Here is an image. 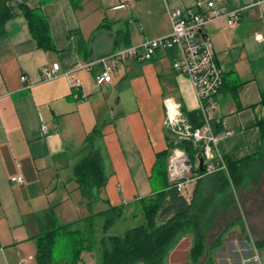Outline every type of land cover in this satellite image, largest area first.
Returning a JSON list of instances; mask_svg holds the SVG:
<instances>
[{
    "label": "crops",
    "instance_id": "1",
    "mask_svg": "<svg viewBox=\"0 0 264 264\" xmlns=\"http://www.w3.org/2000/svg\"><path fill=\"white\" fill-rule=\"evenodd\" d=\"M209 1L224 12L239 10L237 20L229 23L221 16L205 28L223 73L213 111V122L219 123L215 150L225 164L253 160L237 182L230 180L214 193L206 183L210 172L199 176L190 170L181 190L186 201L198 180V195L212 196L197 227L202 252L193 259L195 234L189 232L165 264H264V141L258 123L264 114V0H254L259 1L255 5H249L252 0H83L80 10L69 0H7L11 16L0 35V264H37L42 230L90 213L71 178L89 135L107 178L103 200L92 205V212L121 206L119 218L141 214L144 222L142 208L133 210L134 205L171 181L168 171L166 177L153 172L158 154L177 141L164 126L163 98L180 102L184 114L198 112L193 87L172 68L168 49H157L148 60L120 61L112 79L100 85L95 82L100 65H82L167 34V8L204 12ZM21 5L40 9L52 49L37 45ZM119 32H127V41L116 40ZM54 62L59 74L42 79L41 67ZM67 70L80 80L78 90L62 75ZM15 175L22 176L21 183L11 181ZM97 222L102 236L103 220L95 219V230ZM59 257L56 264H68ZM97 258L95 249L82 250L73 264H95Z\"/></svg>",
    "mask_w": 264,
    "mask_h": 264
},
{
    "label": "trees",
    "instance_id": "2",
    "mask_svg": "<svg viewBox=\"0 0 264 264\" xmlns=\"http://www.w3.org/2000/svg\"><path fill=\"white\" fill-rule=\"evenodd\" d=\"M46 0H40L43 3ZM74 10L82 8L83 0H69ZM21 11L28 20V26L32 37L39 47L52 49L53 44L48 31V26L39 8H28L21 5ZM11 16L7 6V0L0 1V35L4 32V23ZM123 34V35H121ZM127 41V32H119L116 40ZM261 103L264 107V92ZM193 126L201 123L198 112L185 114ZM264 141V114L259 120ZM214 132L219 129V123H212ZM97 129L93 134L97 133ZM174 147L182 149L191 164V172L197 175L206 173L205 168L199 170L196 163V154L199 146L191 140L170 141L168 149L159 153L153 167V172L167 175V159ZM252 157L239 161L226 160L227 173L220 169L208 174L206 183L210 193L228 186L230 180L237 182L246 169L251 165ZM230 179L228 178V176ZM71 178L77 183L81 202L86 205L90 213L75 222L57 225L50 230H42L37 238L36 262L37 264H56L59 260L55 257V249L58 240L63 239V248L60 253L62 263L73 264L79 259L82 250H90L95 244V219L103 220V235L98 241V258L95 264H165V259L174 245L186 234H195V244L192 250L193 259L202 252L203 239L197 232V227L202 213L212 202V196L202 197L198 195V185L192 199L187 202L181 191L178 190L175 181H167L166 188L144 198L142 210L144 222L130 227L120 234L105 235L109 226L121 216V206H108L105 210L92 212V205L99 200L100 191L106 183V175L103 169V159L97 148L93 146V135L86 137V148L72 168ZM158 219L161 222L158 223ZM82 223V224H80ZM261 242L264 243V240Z\"/></svg>",
    "mask_w": 264,
    "mask_h": 264
},
{
    "label": "built area",
    "instance_id": "3",
    "mask_svg": "<svg viewBox=\"0 0 264 264\" xmlns=\"http://www.w3.org/2000/svg\"><path fill=\"white\" fill-rule=\"evenodd\" d=\"M258 3L259 1L252 0L249 5ZM206 6L207 10L204 12L167 8L170 23L167 34L145 39L138 45L118 48L82 66L89 68L93 63L100 65V69L95 75V82L100 85L112 79L117 64L122 60L129 58L140 61L148 60L159 48L171 50L173 54L172 68L188 78L193 87L201 123L198 126H193L183 113L181 103L170 96H165L163 98L164 126L175 134L176 140H191L199 147L204 143L206 154L204 168L206 172H212L216 169L227 170L224 159L215 150L217 137L212 125L216 97L223 85V73L216 60L212 42L205 34V28L210 21L221 16H226L229 23L237 20L239 10L224 12L215 8L212 1L207 2ZM58 70L57 62L42 66V79H51L57 76ZM62 75L66 77L72 89H79L81 82L72 71H63ZM25 79L26 76L21 75V80ZM41 132L42 134L47 133L46 124H42ZM195 165H197V159ZM190 167L191 164L186 153L182 149L174 147L169 157L168 172L171 181L176 182L180 191L184 187ZM10 179L18 183L22 182L21 175L12 176Z\"/></svg>",
    "mask_w": 264,
    "mask_h": 264
},
{
    "label": "rangeland",
    "instance_id": "4",
    "mask_svg": "<svg viewBox=\"0 0 264 264\" xmlns=\"http://www.w3.org/2000/svg\"><path fill=\"white\" fill-rule=\"evenodd\" d=\"M261 163H264V161H261ZM168 171V170H167ZM151 183L153 184L154 187H156V180L154 181H151ZM148 197H144V199L146 200ZM128 208V207H127ZM142 208V201L140 202H137L134 207H133V210H140ZM126 213V212H125ZM123 215H127V214H124ZM122 215V216H123ZM135 215V214H134ZM132 214L126 216V217H121L119 219H117L109 228L108 230L105 232V235H115L117 233H121L123 232L124 230L132 227V226H136L138 225L139 223L142 222L143 220V217L141 214H136L135 216ZM101 237V227H99V223L97 222L96 223V232H95V235H94V239H95V244H93V249H95L97 251V246H98V241ZM63 248V239H60L58 240V244H57V247L55 249V252H56V258H58V254H60L61 251ZM60 252V253H59Z\"/></svg>",
    "mask_w": 264,
    "mask_h": 264
},
{
    "label": "water",
    "instance_id": "5",
    "mask_svg": "<svg viewBox=\"0 0 264 264\" xmlns=\"http://www.w3.org/2000/svg\"><path fill=\"white\" fill-rule=\"evenodd\" d=\"M196 159H197V166L199 170L204 169V161L206 159V154H205V144H201L199 147V151L196 154Z\"/></svg>",
    "mask_w": 264,
    "mask_h": 264
}]
</instances>
